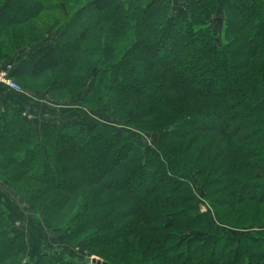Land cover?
Wrapping results in <instances>:
<instances>
[{
    "label": "trees",
    "instance_id": "trees-1",
    "mask_svg": "<svg viewBox=\"0 0 264 264\" xmlns=\"http://www.w3.org/2000/svg\"><path fill=\"white\" fill-rule=\"evenodd\" d=\"M29 45L11 75L84 91L85 109L39 122L0 98V182L44 233L0 205V264H78L79 245L108 264H264V0H0V61Z\"/></svg>",
    "mask_w": 264,
    "mask_h": 264
},
{
    "label": "crops",
    "instance_id": "crops-1",
    "mask_svg": "<svg viewBox=\"0 0 264 264\" xmlns=\"http://www.w3.org/2000/svg\"><path fill=\"white\" fill-rule=\"evenodd\" d=\"M190 0H172L173 9L177 11L179 7ZM37 46L29 45L18 50L12 57L0 61V69L8 67H16L23 57L32 49ZM84 91L78 95L76 99L61 101L54 98L50 91H30L28 89H22L21 91L9 89L0 86V98L4 100L5 104H20L26 115L37 119L39 122L46 120L59 123L61 121H67L74 118L79 113L83 112L85 107L83 106ZM94 115V114H92ZM0 205L5 206L10 211V216L15 222V226L23 231L38 235V230H33L31 223L30 209L26 200L22 199L16 194V192L7 185L0 182ZM58 235L48 234L47 238L53 239ZM53 242V241H52ZM54 245L60 250L67 249V245L56 238Z\"/></svg>",
    "mask_w": 264,
    "mask_h": 264
},
{
    "label": "rangeland",
    "instance_id": "rangeland-1",
    "mask_svg": "<svg viewBox=\"0 0 264 264\" xmlns=\"http://www.w3.org/2000/svg\"><path fill=\"white\" fill-rule=\"evenodd\" d=\"M80 115H82L81 113H79V114H77L76 116H74V118H79L80 117ZM99 115H100V119L103 121V120H106V121H109L110 123H112L113 125H115V126H118L119 128H124V122L123 121H121L118 117H115L113 114H112V111L111 110H109V111H101L100 113H99ZM112 125V126H113ZM125 129V128H124ZM142 140L144 141V140H151V137L149 138V135H147V134H143L142 135ZM201 184H199V183H196L195 182V187H196V191H197V198H198V200L201 202V205H202V207H204V208H207V203H206V201L207 200H205V197L207 196L206 195V193H204L202 190H201ZM33 230H34V232H35V230H36V228L33 226ZM26 231H28V230H26ZM48 233V232H47ZM189 233H191V232H189ZM41 234H44L43 232H39V235H35L34 237L31 235V237H33V239L34 240H38L39 238H41V237H43ZM48 234H50V233H48ZM29 235V236H30ZM46 236H48V235H46ZM209 236H211V237H214L215 235L213 234V233H210L209 234ZM58 237H60L59 235L58 236H56L55 238H53V241L55 240L56 241V238H58ZM50 239L49 238H44V242H48ZM51 247H55V248H57V245H53V246H51ZM69 247V246H68ZM73 249L75 250V251H77V253H76V258L78 259V264H91L90 262H86V260H85V257H92L93 255H91L89 252H87L86 250V254L84 255L83 253H80L81 252V247H80V245L79 246H75V247H73ZM43 250V249H42Z\"/></svg>",
    "mask_w": 264,
    "mask_h": 264
},
{
    "label": "built area",
    "instance_id": "built-area-1",
    "mask_svg": "<svg viewBox=\"0 0 264 264\" xmlns=\"http://www.w3.org/2000/svg\"><path fill=\"white\" fill-rule=\"evenodd\" d=\"M11 65H8V67H5L3 69H0V84H4L7 87L21 91L23 87L21 84L11 75Z\"/></svg>",
    "mask_w": 264,
    "mask_h": 264
},
{
    "label": "water",
    "instance_id": "water-1",
    "mask_svg": "<svg viewBox=\"0 0 264 264\" xmlns=\"http://www.w3.org/2000/svg\"><path fill=\"white\" fill-rule=\"evenodd\" d=\"M215 20H216V23H219V22H221L223 20V17L219 15V16H217L215 18ZM156 136H157L156 134H153L152 135V139H154ZM87 261H90V262H92L94 264H108V262H106L105 260H102V259H100V258H98L96 256L87 258ZM26 264H31V263H26Z\"/></svg>",
    "mask_w": 264,
    "mask_h": 264
}]
</instances>
